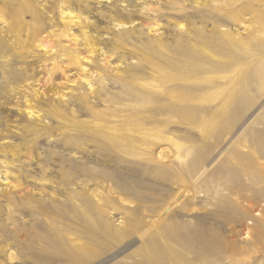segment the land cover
Masks as SVG:
<instances>
[{
  "label": "rangeland",
  "instance_id": "rangeland-1",
  "mask_svg": "<svg viewBox=\"0 0 264 264\" xmlns=\"http://www.w3.org/2000/svg\"><path fill=\"white\" fill-rule=\"evenodd\" d=\"M10 1L8 6H4L0 0L3 17L0 19V43L5 44L6 49L0 52V56L4 57L0 58V224L8 222L6 218L9 212H13L16 218L9 219L5 228L8 233L0 230V264H26L22 261L27 259V255H24L25 248L21 242L31 244L20 240L22 236L16 238L9 234L11 230L16 231V227L22 228L27 216L15 210L5 198L9 197L16 204L28 191L36 193L41 199L53 197L57 194L53 189L37 188L26 182L49 183L46 177L33 171L34 167L45 166L56 158L58 161L55 154L80 157V154H75L74 147L62 143L49 144L51 140L59 137L72 141L88 139L94 133L93 129L99 132L100 125L107 129L134 124L137 121L124 120L125 116L134 112L135 107L141 110L139 117L143 128L158 124L156 127L162 128L163 138L169 139L165 145H169L174 152L170 157L174 158L170 162L172 166L182 162H199L206 166V175L220 166L221 170L213 175L215 178L252 187L247 191L248 194L255 192V201L251 202L254 205L252 213L242 218L240 210H233L238 212V220L234 221L238 234L232 238L243 247L245 225L252 227L251 217L258 216V205H264V200L257 193V186H254V181L264 177L261 167L264 165V88L260 90L261 79L253 75L258 63L253 64L249 58H245L240 65H236L235 70L215 75L211 91L216 93V100L209 103L204 111L191 110L194 120L178 121L179 117L171 118L166 111L149 118L155 107L167 105L168 98L164 90L151 86L156 83L155 73L141 67L137 59L144 47L157 39L173 35L176 41L167 40L173 47L185 40L187 33L194 28L207 31L216 24L209 20L201 22L198 17L176 19L169 16L168 12L172 11L168 8L185 6L188 11L208 8H197L195 0ZM244 19L245 27L241 22L225 24L224 28L245 39H254L261 21L253 15H247ZM177 23L183 24V27L179 28ZM175 32H182L183 37ZM126 81L129 84L125 85ZM261 81H264V77ZM171 85L166 84L165 91ZM149 88L156 91L149 92L156 96L152 101L146 100L147 112L144 113V106L139 105L134 96L146 94ZM78 97H85L86 108L80 110L77 107L75 100ZM229 97L235 99L236 103H229ZM28 109L34 113L31 117ZM97 111L103 113L102 118L93 115ZM34 128L35 131H31ZM235 134V144L228 148ZM225 148L227 150L223 152ZM155 158L150 155L142 160L145 162L149 159L150 164L169 167V163L167 166L160 160L155 163ZM227 159L230 161L225 163ZM88 164L98 169L103 167L95 160ZM53 170H59V167H53ZM125 176L144 182V187H134L130 181L133 188L130 199L120 202L115 197L104 199L105 207L117 206L108 215V220L115 226L121 217L142 220L143 211L140 208L147 215L144 220L182 216L194 224L201 216L198 209L204 207L207 209V219L204 221L224 235L223 248L228 246L225 237L230 234L227 220L236 217L227 199H224L228 201L227 208L219 210L213 207L216 198H211L210 192L206 193L205 189L215 190L214 182L201 187V192L197 194L200 196L196 199L185 200L184 196L175 198L180 187L174 183L176 177L173 182L153 183L127 174ZM56 179L54 177L55 182L49 184L55 186ZM87 185L90 195L93 190L102 194L106 192L99 184ZM77 191L81 192V188L78 187ZM220 191L218 189L217 193ZM92 200L95 201L94 198ZM255 228L251 232L257 236ZM82 236V240L87 238ZM98 239L101 240V237ZM145 240L146 237L136 235L109 248H101L97 243L90 244L102 254L84 264H130L139 259L136 251ZM129 241L134 244L122 250ZM7 243H11L10 246L4 247ZM253 264H264V261L260 259Z\"/></svg>",
  "mask_w": 264,
  "mask_h": 264
},
{
  "label": "bare ground",
  "instance_id": "bare-ground-1",
  "mask_svg": "<svg viewBox=\"0 0 264 264\" xmlns=\"http://www.w3.org/2000/svg\"><path fill=\"white\" fill-rule=\"evenodd\" d=\"M2 2L4 6L11 3L10 0H2ZM195 2L198 3L197 8L208 9L188 11L185 6H180L168 8L172 11L168 14L176 19L198 17L201 22L209 20L217 25L214 24L207 31L204 28H194L187 33L185 40L173 47L167 43L169 39L176 41V38H172L173 35L157 39L151 44L148 43L137 58L141 67L153 70L155 73L156 83L151 86L164 90L168 98L167 105L155 107L152 111L153 115L149 118L157 116L161 111H166L171 118L179 117L178 121L194 120L191 110L204 111L209 103L216 100V93L211 91L215 75L235 70L236 65H240L241 60L245 58H249L253 64L258 63L254 67L253 75L261 80L264 77V58L261 59L264 57V0H195ZM247 15L258 17L261 21L257 37L254 39H245L238 33L224 28L225 24L230 23L245 24L244 18ZM2 18L0 13V19ZM177 25L179 28L183 27V24L177 23ZM175 34L183 37L182 32H175ZM191 34H193L192 37ZM4 49L5 44L0 43V52ZM0 58L4 57L0 56ZM119 78L122 79V77ZM261 80L259 81L260 90L264 88V81ZM168 83L172 85L165 91L167 88L165 85ZM127 84L129 83L126 81L125 85ZM149 92L156 91L149 88L146 94L134 96L135 101L144 106V113L147 112L146 100L156 96ZM76 102L80 110L86 108L85 97L76 98ZM228 102L234 104L236 100L229 97ZM171 105L179 106V108ZM28 110L31 117L34 113L31 109ZM139 111L141 110L135 107L130 115H124V121H137L136 123L107 129L100 125L99 132L93 129L94 133L88 139L77 141L64 137L52 139L49 144L62 143L74 147L75 154H80L79 158H83L82 160L55 154L54 157L58 156V161L56 158L48 161L45 166L34 167L33 171L46 177L49 183L55 182L53 178L56 179L57 176L56 185L26 182L37 188L53 189L57 192L53 197H48L47 200L41 199L36 193L28 191L16 204L9 197L5 198L15 210L27 216V222L23 223L22 228L16 227V231L11 230L9 233L16 238L22 236L20 240L31 243L21 242L25 248L24 255H27V259L22 261L26 264H30L29 260L36 264H84L102 254V251L90 244L97 243L101 245V248H109L136 235L140 238L146 237V240L136 251L139 259L130 264H253L260 259L264 261V205H258V216L251 217L252 227L245 225L243 247L232 238L238 234L234 225V221L238 220V212L233 210H240L242 218L252 213L254 205L251 202L255 201L256 197L253 196L255 192L249 194L247 192L252 187L215 178L213 175L221 170L220 166L215 167L208 175H206L208 171L206 166L199 162H182L172 166L170 162L174 158L170 157L174 155V152L169 145H165L169 139L163 138L162 128L156 127L159 126L158 124L152 128H143ZM93 115L102 118L103 113L97 111L93 112ZM124 116L121 117L124 118ZM31 131H35V128ZM236 135L231 137L228 148L235 144ZM226 150L227 148L223 152ZM150 155L156 157L155 163H159L157 160H160L167 166L169 163V167L150 164L149 159L143 162L142 158ZM94 160L103 167L98 169L88 164ZM229 161L227 159L225 163ZM56 166L59 170H53ZM261 167L264 173V165L262 164ZM126 174L153 183L173 182L176 177L174 183L176 187L178 184L180 187L175 198L184 196L185 200L196 199L200 196L197 194L201 192V187L214 182L215 190L205 189L206 193L210 192L211 198H216L213 207H218L219 210L225 209L228 207L226 203L230 201V210L236 217L233 219L232 216L231 220H227L228 231L231 234L225 236L228 246L223 248L224 235L217 233L216 229L208 226L209 222L204 221L207 219L205 216L207 209L204 207L198 209L201 216L199 215V220L194 224L189 223L182 216L176 219L148 218L144 220L147 215L143 208H140L143 211L142 220L124 219L120 216L121 220L115 226L108 220V215L110 216L117 206L105 207L104 199L115 197L119 202L122 199H130L133 193L130 181L134 187H144V182L131 180L125 176ZM90 183L103 186L106 190L105 194L93 190L90 195V188L87 185ZM254 186H257V193L264 200V177L254 181ZM78 187L81 188V192L77 191ZM218 189L221 191L217 193ZM58 195L63 198L60 199ZM92 198L95 199L94 202ZM224 199L228 201L225 202ZM14 218L16 217L13 212H9L6 221L9 222V219ZM8 222L0 224V230L7 231L5 228ZM255 226L258 227L255 228ZM254 228L257 236L251 232ZM82 235L87 238L82 240ZM100 237L101 240L98 239ZM10 244L7 243L4 247ZM133 244V241L130 242L122 250Z\"/></svg>",
  "mask_w": 264,
  "mask_h": 264
}]
</instances>
